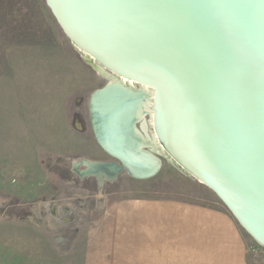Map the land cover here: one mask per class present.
<instances>
[{"label": "water", "instance_id": "water-1", "mask_svg": "<svg viewBox=\"0 0 264 264\" xmlns=\"http://www.w3.org/2000/svg\"><path fill=\"white\" fill-rule=\"evenodd\" d=\"M42 1L107 79L89 117L110 160L73 163L78 177L150 179L163 157L264 248V0Z\"/></svg>", "mask_w": 264, "mask_h": 264}, {"label": "rangeland", "instance_id": "rangeland-1", "mask_svg": "<svg viewBox=\"0 0 264 264\" xmlns=\"http://www.w3.org/2000/svg\"><path fill=\"white\" fill-rule=\"evenodd\" d=\"M59 54L66 62L64 73L67 80L43 158L38 161L23 155L0 152V179L8 184L14 180L10 183L15 187L13 193L21 196V199L14 203L29 205L27 199L30 198L37 202L24 208L43 210L44 207L38 204V200L43 196L48 199L49 195H56L57 210H61L62 215L68 220L60 222L58 217L55 219L54 216H49V213H44L40 215V220L39 217L36 218L39 221L31 224L32 228L29 231L14 225V217H0V264H23L22 262L28 264V261H31V264L51 262L82 264L88 226L94 219L96 224L98 217L105 213L106 193L113 194L112 197L118 205H123L125 201H170L221 212L238 226L246 245L247 264H264V248L242 230L217 197L163 157L158 156L161 159L160 171L150 179L138 180L123 174L117 183L103 189L97 188L94 183L89 184L93 186L91 189L82 183L77 185L76 177L72 173L73 163L108 158L95 143L88 112L91 94L103 87L107 79L86 64L82 55L65 37L48 8L40 0H0V61H2L0 70H6L2 67L10 63L12 74L9 76L13 77L15 84L21 81L18 77L25 81L27 76L33 77L34 71L37 73L46 71L49 76L51 66L57 65L52 59ZM42 66L47 67L44 69ZM143 119L150 128V117L146 116ZM141 124L142 122L137 124L138 129ZM48 165L54 166V171H57V183L47 174ZM66 172L71 175L65 176ZM55 188L59 190L55 191ZM90 194L94 197L86 199L85 197L91 196ZM46 202L48 208L52 209L53 205L49 201ZM7 204L4 202L0 206ZM93 210L97 212L96 216ZM129 211L131 210L126 212L130 214ZM92 212L94 215H91ZM119 214L120 212L116 213L108 220L115 219ZM126 227L129 225L126 224ZM23 230L29 236L25 237V240L26 243L30 242L31 248L27 245L26 251L30 253L31 259L24 257L23 250L12 248L14 241L22 240L18 233H22ZM35 231H39L40 234L36 235ZM133 232L135 231L132 228L129 232L130 239L128 238L131 247L125 249L126 255L111 256L109 261L112 264H199L197 256H191L190 260L186 257L183 262L180 256L168 259L161 255L167 250L161 251L156 245H167L169 242H158L150 237L141 238L137 242ZM106 236L107 239L101 236V241L96 242L103 243V247L104 243L113 245L108 239L110 233ZM175 242L178 240L175 239ZM40 243L49 245L48 249H39ZM51 247L52 249H49Z\"/></svg>", "mask_w": 264, "mask_h": 264}, {"label": "crops", "instance_id": "crops-1", "mask_svg": "<svg viewBox=\"0 0 264 264\" xmlns=\"http://www.w3.org/2000/svg\"><path fill=\"white\" fill-rule=\"evenodd\" d=\"M42 53L45 54V52ZM54 58H57L56 61L55 59L52 61L57 65L51 66L49 76L46 71L38 73L34 71V76H27L26 81L22 77H18V79L21 78V81L17 84L12 80L13 77L9 76L12 74L10 63L4 64L6 66L2 67L6 70H0L1 153L23 155L38 161L43 158L67 80L64 73L65 60L60 54ZM53 167L48 165L47 174L57 183L58 174L56 170H53ZM13 181L11 180L8 184L3 182L2 178L0 179V202L3 201L0 205H3L4 202L8 203L5 205L6 207L0 206V217H14V225L25 228V230L29 229V231L32 228L31 224L34 225L35 222H38L41 219L40 215L44 213H49L48 215L54 216L55 219L58 217L60 222L64 219L68 220L66 216L62 215L61 210H57L58 198L56 195H49L48 199L43 196L38 200V204L44 207L43 210L41 208H24V206L37 203L30 200L31 198L27 199L29 205L14 203L19 198L21 199V196L14 194L15 187L10 185ZM56 190L59 188H55ZM90 195L85 198L89 200L94 197L92 194ZM112 195L105 194V213L98 217L96 224L94 219L88 226L82 264H112L109 261L111 256L123 257L126 255L125 249L131 247L128 238L130 239L129 232L132 231V228L135 231L133 233L137 242L146 237L158 242H169L167 245H156L161 251L167 250L161 255L168 259L180 256L183 262L186 257L190 260L191 256H197L199 264H247L246 245L238 226L225 214L212 209L170 201H125L123 205H118ZM46 201L53 205L52 209L48 208ZM127 210H131L130 214L126 212ZM119 212L118 217L108 220ZM94 213L96 216L97 212L94 211ZM94 213L92 212L91 215ZM38 217L39 220H36ZM126 224L129 227H126ZM33 230L38 229L33 228ZM39 231H35V234L39 235ZM108 233H110L108 239L113 242V245L104 243L103 247V243L97 242L101 241V236L103 239H107L106 234ZM153 234L154 236H152ZM18 235L22 240L14 241L12 248L23 250L24 257L31 259L30 253L26 251L30 242L26 243L25 240V237L29 238V236L25 234L24 230ZM175 239L178 242H175ZM48 246L40 243L39 249H48ZM29 248H31L30 245ZM28 264H31V261H28Z\"/></svg>", "mask_w": 264, "mask_h": 264}, {"label": "flooded vegetation", "instance_id": "flooded-vegetation-1", "mask_svg": "<svg viewBox=\"0 0 264 264\" xmlns=\"http://www.w3.org/2000/svg\"><path fill=\"white\" fill-rule=\"evenodd\" d=\"M88 112H89V106H88ZM89 122H90V117H89ZM90 128H91V125H90ZM91 132H92V129H91ZM93 134V133H92ZM94 137V136H93ZM95 140V139H94ZM95 143H96V141H95ZM97 144V143H96ZM97 146H98V144H97ZM98 148L107 156V154L98 146ZM108 157V156H107ZM94 160H99V161H108V160H110V158L108 157L107 159H94ZM72 173L75 175V177H76V184L78 185L79 183H82L83 185H86L87 187H88V189H91L93 186H90L89 184H91V183H94V185L97 187V188H99V186H98V184H97V181L95 180V178H93V177H89V178H86V179H84V180H82V179H80L79 177H78V175L76 174V172L73 170V168H72ZM124 174H126V172L124 173ZM123 175V174H122ZM121 175V176H122ZM127 175V174H126ZM120 176V177H121ZM128 176V175H127ZM120 177H119V179H120ZM131 178V177H130ZM118 179V180H119ZM118 182V181H117ZM117 182H112V183H108V182H106V183H104V185L101 187V188H99V189H103V188H105V187H108V186H112L114 183H117ZM92 185V184H91Z\"/></svg>", "mask_w": 264, "mask_h": 264}, {"label": "bare ground", "instance_id": "bare-ground-1", "mask_svg": "<svg viewBox=\"0 0 264 264\" xmlns=\"http://www.w3.org/2000/svg\"><path fill=\"white\" fill-rule=\"evenodd\" d=\"M129 86H130L131 88H136V86H135L133 83H129ZM145 90H146V92H150V93H151L150 90H148V89H145ZM145 119H146V118H145ZM149 120H150V119H149ZM143 121H144V119H143ZM149 122L152 123L151 121H149ZM142 128H143V129L145 128L143 122H142Z\"/></svg>", "mask_w": 264, "mask_h": 264}, {"label": "trees", "instance_id": "trees-1", "mask_svg": "<svg viewBox=\"0 0 264 264\" xmlns=\"http://www.w3.org/2000/svg\"><path fill=\"white\" fill-rule=\"evenodd\" d=\"M40 1H41L42 3H44L42 0H40ZM58 167H59V166H58ZM53 170H54V169H53ZM63 173H64V172H63ZM66 175H71V174H70L69 172H66V173H65V176H66ZM61 176H62V175H61Z\"/></svg>", "mask_w": 264, "mask_h": 264}]
</instances>
